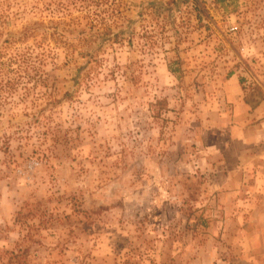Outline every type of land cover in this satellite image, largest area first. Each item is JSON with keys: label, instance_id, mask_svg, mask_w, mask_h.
Listing matches in <instances>:
<instances>
[{"label": "rangeland", "instance_id": "rangeland-1", "mask_svg": "<svg viewBox=\"0 0 264 264\" xmlns=\"http://www.w3.org/2000/svg\"><path fill=\"white\" fill-rule=\"evenodd\" d=\"M232 74L264 98V0H0V264H264Z\"/></svg>", "mask_w": 264, "mask_h": 264}, {"label": "crops", "instance_id": "crops-1", "mask_svg": "<svg viewBox=\"0 0 264 264\" xmlns=\"http://www.w3.org/2000/svg\"><path fill=\"white\" fill-rule=\"evenodd\" d=\"M242 91L244 93L239 77L232 74L225 85L230 104L226 106V111L231 114L228 115L230 135L222 142L225 145L224 157L232 166L229 176L235 178L238 187L243 184L240 178L249 176L250 170L253 176H264V98L252 105L243 97ZM228 152L233 157L232 161L228 158ZM256 163L260 168L255 171ZM258 184L261 185L260 182Z\"/></svg>", "mask_w": 264, "mask_h": 264}, {"label": "built area", "instance_id": "built-area-1", "mask_svg": "<svg viewBox=\"0 0 264 264\" xmlns=\"http://www.w3.org/2000/svg\"><path fill=\"white\" fill-rule=\"evenodd\" d=\"M238 29H239V26L237 24L232 25L231 28H230L231 31H236Z\"/></svg>", "mask_w": 264, "mask_h": 264}]
</instances>
